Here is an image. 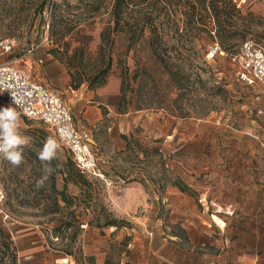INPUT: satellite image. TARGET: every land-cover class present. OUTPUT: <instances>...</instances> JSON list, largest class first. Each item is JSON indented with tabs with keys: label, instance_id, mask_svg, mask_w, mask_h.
Listing matches in <instances>:
<instances>
[{
	"label": "rangeland",
	"instance_id": "1",
	"mask_svg": "<svg viewBox=\"0 0 264 264\" xmlns=\"http://www.w3.org/2000/svg\"><path fill=\"white\" fill-rule=\"evenodd\" d=\"M200 2L132 0L125 9L121 25L143 17L173 23L169 44L187 59L188 79L183 87H158L155 104L140 110L132 91L126 113H120L115 93L120 101L121 71L126 66L132 77L146 49L126 51L130 34L113 31L114 0H0V38L16 42L14 66L55 92L75 124L91 131L104 175L85 177L89 187L65 181L58 171L71 160L69 151L46 125L21 115L20 130L31 137L25 163L13 167L0 158L10 217L0 223V264H15V257H71L75 264H168L159 257H201L206 247L200 221L212 223L215 237L229 240L224 252L238 238L241 247L264 255V95L260 86L238 81L229 62L244 41L264 49V0H232L237 12L220 29L209 2ZM219 34L227 38L222 45ZM214 46L219 51L211 56ZM107 64L104 85L92 88L89 81ZM101 98L115 108L97 106ZM6 106L0 100V108ZM92 106L102 118L90 125L84 118ZM39 132L56 138L61 149L52 161L56 171L37 189ZM175 180L191 192H180ZM63 190L68 205L61 201ZM214 215L224 228L212 221ZM105 217L123 225L101 226Z\"/></svg>",
	"mask_w": 264,
	"mask_h": 264
},
{
	"label": "trees",
	"instance_id": "2",
	"mask_svg": "<svg viewBox=\"0 0 264 264\" xmlns=\"http://www.w3.org/2000/svg\"><path fill=\"white\" fill-rule=\"evenodd\" d=\"M199 1H201V6H204L205 2H209V14L215 19L219 29L226 24L227 20L233 13L237 12L232 0ZM131 2L132 0H114L111 10L114 23L113 31H126L128 34H130L129 44L126 51L128 52L132 49L135 50L137 45H141L146 49V57L143 62L141 60L136 62V68L132 77H130L129 70L126 66L121 71L119 86L120 101L118 106V111L120 113H126L125 105L127 103V98H130L128 96L132 91L135 93L134 95L136 97L137 107L135 108L140 110L143 106L149 108L155 104L154 100L158 97V87H160V90L165 89L167 91V89L170 87V84L174 82H176L179 87H183L185 86V83L188 79V75L185 73V62L187 59L184 58L179 49H175L169 44L170 28L173 25L170 20L166 19L163 21H155L153 19H149L148 17H143L133 24L124 22L123 25H121L122 15ZM196 10L197 9H195V11L193 10V13L196 14ZM183 38L184 35L182 34L178 37L179 41H183ZM219 39L222 45L224 43L223 41L227 38L219 34ZM194 40L195 46L199 45L201 48L202 45L200 37H194ZM183 46V43H181V49ZM173 52L175 53V57H172ZM173 60H175V63H173ZM109 68L110 64H107L105 68L99 69L93 75V78L89 81V84L92 88H98L104 85ZM159 68L161 69L160 74ZM159 76H162L163 79H159ZM132 83H135L136 91L133 90ZM81 84L82 80L76 82L73 85L74 89H77ZM46 137H48L47 133L39 132L38 140L44 143ZM43 143L41 147H43ZM128 147L129 146H127V148ZM71 160H68L65 164L61 165L58 172L63 175L65 181H70L75 186L80 185L89 187L90 182L79 173L75 165L73 167L74 163H72L73 161L71 162ZM172 185L175 186L180 192H191V190L186 185L179 181L175 180ZM59 195L61 197V201L65 205H68L69 199L68 196L65 195L64 190L61 191ZM105 218L106 221L101 226L115 227L117 229L123 225V221L109 219L108 217ZM75 220V222L81 225L77 219ZM4 237L5 236L3 232L0 231V238ZM105 264H109L108 261H105Z\"/></svg>",
	"mask_w": 264,
	"mask_h": 264
},
{
	"label": "built area",
	"instance_id": "3",
	"mask_svg": "<svg viewBox=\"0 0 264 264\" xmlns=\"http://www.w3.org/2000/svg\"><path fill=\"white\" fill-rule=\"evenodd\" d=\"M15 49L16 42L13 39L0 38V100L6 101L27 120L40 122L52 130L58 141L69 151L82 176L104 180L92 149L91 131L75 124L69 108L55 92L33 81L26 71L14 66L10 57ZM218 51L219 48L214 46L210 55ZM229 62L238 81L248 86H260L264 95V49L261 46L250 40L244 41L230 55ZM6 200V193L0 185V222L3 225L10 220L5 209ZM57 264L75 262L71 257H64L57 260Z\"/></svg>",
	"mask_w": 264,
	"mask_h": 264
},
{
	"label": "crops",
	"instance_id": "4",
	"mask_svg": "<svg viewBox=\"0 0 264 264\" xmlns=\"http://www.w3.org/2000/svg\"><path fill=\"white\" fill-rule=\"evenodd\" d=\"M104 92L105 91H101L99 94ZM100 96L102 97V95ZM115 98L117 105L119 102L118 93H115ZM97 106H104L107 109L115 108L114 105L110 106L108 104H104L102 102V98ZM97 106H92L89 108V111H87L88 114L84 118L86 124H95L102 118L101 111L97 108ZM214 217L215 218H211L212 221L218 227L224 228L225 223L219 217L215 215ZM198 226L200 227V233L203 234L202 246L206 247L205 254H202L201 257L159 258L162 261H166L168 264H264V255L255 253L253 248L241 247L242 242L238 238L231 240V249L227 248L226 252H224L225 247H227L226 244L229 240H223L222 238H218V236L215 237V235L219 234L215 233L212 223L200 221ZM55 261L57 262V260H54V257H15V264H55Z\"/></svg>",
	"mask_w": 264,
	"mask_h": 264
},
{
	"label": "clouds",
	"instance_id": "5",
	"mask_svg": "<svg viewBox=\"0 0 264 264\" xmlns=\"http://www.w3.org/2000/svg\"><path fill=\"white\" fill-rule=\"evenodd\" d=\"M12 97L15 103L14 95ZM20 118L21 113L11 105L0 108V158L7 160L13 167L25 163L23 149L31 143V137L24 135L20 130ZM60 149L61 145L56 138L46 137L43 147L37 153L42 165V175L35 181L37 189L44 187L49 177L56 171L52 167V161L58 159Z\"/></svg>",
	"mask_w": 264,
	"mask_h": 264
}]
</instances>
